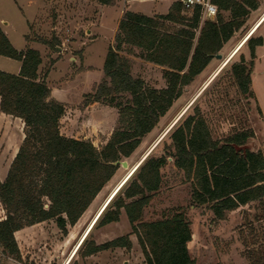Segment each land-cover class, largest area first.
<instances>
[{"label": "trees", "instance_id": "16d2710c", "mask_svg": "<svg viewBox=\"0 0 264 264\" xmlns=\"http://www.w3.org/2000/svg\"><path fill=\"white\" fill-rule=\"evenodd\" d=\"M211 1L218 13L203 22L201 7H192L188 16L189 8L182 1H175L167 14L156 16L124 11L106 56L104 79L92 97L93 102L115 107L119 114L117 127L101 148L89 139L61 133L65 105L52 97L46 80L49 71L39 72L41 53L29 47L16 49L0 25V55L21 62L17 74L0 70V110L24 124L22 142L5 179H0V202L6 213L0 220L3 255L23 262L15 232L27 226L52 220L66 235L67 226L80 220L114 177L119 165L113 162L134 153L260 4L259 0ZM99 2L114 5L116 0ZM256 32L219 71L230 64L228 79L249 97L254 96L250 86L257 48L264 44V37ZM125 45L140 49L146 61L164 67L166 87H150L141 77L133 76L130 58L122 55ZM245 46L250 60L241 53L231 62ZM166 136L170 141L163 138L147 155L93 229L119 222L124 212L146 264H197L189 248L193 236L184 210L168 212L153 221L142 220L146 207L163 186L162 170L173 162L190 184L192 203L207 206L216 218L225 219L228 212L253 202L264 207V149L249 147L255 133L246 126L232 127L215 137L196 101ZM162 142V153H154ZM90 233L76 256L84 259L108 249L132 248L129 235L98 244ZM251 253L255 256L250 264H264L260 247ZM75 257L72 261L76 264ZM0 264H4L1 257Z\"/></svg>", "mask_w": 264, "mask_h": 264}, {"label": "rangeland", "instance_id": "374dc122", "mask_svg": "<svg viewBox=\"0 0 264 264\" xmlns=\"http://www.w3.org/2000/svg\"><path fill=\"white\" fill-rule=\"evenodd\" d=\"M175 1L182 0H116L114 5H104L99 0H0V19L16 49L30 47L41 52L44 60L42 74L49 71V87L55 96L65 100L62 102L65 105V114L60 123L61 133L68 137L89 139L101 148L117 127L119 114L115 107L93 102L92 97L96 87L104 79L106 56L114 43L118 23L124 11L130 10L149 16L167 14ZM259 3L258 9L251 11L244 26L224 45L220 51L222 58L213 57L206 69L184 89L182 95L160 118L157 126L143 138L140 146L130 157L124 159L128 167L119 165L114 177L80 220L75 225L67 226L68 233L64 235L56 229L57 233L54 229L55 222L47 221L48 247L41 244V241L47 239H37L34 235L30 238L32 243L22 241L24 251L31 250L35 258L42 255L43 251L53 252L54 255L59 253L64 256L60 264H64L70 253L69 248L71 250L76 245L118 183L135 164L143 162L158 145L154 146L159 139L170 141L169 136H166L170 130L166 137L162 134L177 120L173 125L175 126L195 101L200 104L215 137L228 133L232 127L242 129L246 126L255 133V137L249 140V147L255 151L264 149V44L257 48L252 69L250 88L253 97L243 94L228 79L230 64L222 72H218L264 14V0H259ZM185 14L191 16L192 7ZM224 14L229 17V13ZM205 19L202 18V22ZM256 35L264 37V23ZM26 40L33 44L27 45ZM44 40L50 44H45ZM241 53L245 54L247 61L250 60L249 49L245 46L231 62L238 60ZM122 55L130 58L133 76L141 77L150 87H166L164 67L146 61L140 49L125 45ZM0 58L6 57L0 55ZM216 72L219 73L218 77L208 88L205 87ZM189 103L191 105L187 108ZM23 126L21 119L5 115L0 110L1 180L5 179L21 144ZM163 142L154 153H162ZM162 172L163 186L146 207L142 220L153 221L161 219L168 212L184 210L191 222L193 236L189 248L197 264H250L251 257L255 256L251 253L253 249L257 251L260 247L264 253V207L258 202L228 212L225 219H218L207 206H196L192 203L190 184L185 181L183 172L174 167L173 162ZM1 205L0 220L6 214L3 213ZM90 234L98 244L129 235L132 248L108 249L84 259L76 256V264H124V260H127V264L145 263L137 236L132 233L131 224L124 212L119 222L95 227ZM60 241L61 244H68V252L60 253V245H54ZM1 252L0 247V254ZM1 255V259L5 261L4 255ZM35 258L23 259V262L37 264ZM37 260L39 262L43 258ZM50 260L51 264L59 261H54L51 257L48 261ZM70 264H75V261Z\"/></svg>", "mask_w": 264, "mask_h": 264}, {"label": "crops", "instance_id": "0c3cea01", "mask_svg": "<svg viewBox=\"0 0 264 264\" xmlns=\"http://www.w3.org/2000/svg\"><path fill=\"white\" fill-rule=\"evenodd\" d=\"M0 25L3 28L4 32L6 33L5 28H4V25H2V23H1V19H0ZM27 42H28L27 45L33 44L31 41H27ZM20 50H26V47L24 49H20ZM37 50L39 51V49H37ZM43 62H44V60H43V57H42V64H43ZM42 64L39 67V72L40 73H42V71H41ZM20 68H21V62L20 61L15 60V59H11L9 57L0 58V70L6 71V72H9V73H13V74H17V73H19ZM46 80H47V83L49 85L48 77H47ZM51 93H52V96L55 99H57V100H59L61 102H65V100H63L62 98H59V97L55 96L53 90H51ZM0 205H1V202H0ZM1 207H2V205H1ZM2 210H3V213L5 214V211H4L3 207H2ZM5 217H6V214L2 217V220ZM46 223H47V221L41 222V223H37V224L31 225V226L24 227V228H22V229H20V230H18V231L15 232V238H16V241L18 243V246H19V249H20V252H21V255H22V259H28L29 258L30 260H32L33 258H35V255L32 253L31 250L30 251H24L23 242H22L23 240L26 241L25 243H32V240H30V238H33L34 235H36V238L37 239L38 238L39 239L40 238L47 239L45 241H41V244L45 245V247H48V245H49V238H48V232H47L48 231V225ZM54 229L56 230V229H58V227L57 226H54ZM58 230H56L57 233H58ZM80 238H79V240H80ZM79 240H78V242H79ZM36 242H37V240H36ZM78 242L76 243V245L78 244ZM61 243H62V241H60V243H55L54 245L55 246L58 245V244L60 245V247H61L60 248V253H63V251H65V252L67 251L68 252V246H67L68 244H66V242H65V244H61ZM62 245H66V246H62ZM76 245H73V247L71 248V250L69 248L70 253H69L68 257L66 258V261L64 262V264H67L69 258L73 254L74 249L76 248ZM1 249H2V247H1ZM53 249L56 250L57 248H53ZM42 250H44V247H42ZM1 254H2V252H1ZM29 254H30V256H29ZM36 254H37V252H36ZM27 256H28V258H26ZM4 257L6 259L5 261L2 259L3 262H4V264H25L24 262H18L17 260H15L13 258H10V257H6L5 255H4ZM40 257L43 258V260H41V261L38 262L37 259H39ZM50 257L54 261H56V260L58 261L59 260L58 262H56L57 264H60V261L62 260V258H64V256L62 254H59L58 253V254H55L54 255L53 252L43 251L42 252V255H40V256L38 255V257L35 258V261H36L37 264H51V261L52 260L48 261V259ZM124 264H127V260L126 261L124 260ZM143 264H146V263H143Z\"/></svg>", "mask_w": 264, "mask_h": 264}, {"label": "bare ground", "instance_id": "6f19581e", "mask_svg": "<svg viewBox=\"0 0 264 264\" xmlns=\"http://www.w3.org/2000/svg\"><path fill=\"white\" fill-rule=\"evenodd\" d=\"M264 23V14L262 15V17L256 22V24L252 27V29L247 33V35L243 38V40L237 45V47L234 49V51L232 52V56L243 46L244 42L253 34L255 33L259 28L260 26ZM230 57V58H231ZM229 58V59H230ZM228 59V60H229ZM228 60H226V62L222 65L225 66L226 63L228 62ZM219 72V71H218ZM218 72H216L210 79L209 81L207 82L206 86L207 87L212 81L213 79L216 77V75L218 74ZM193 102V101H192ZM191 103V102H190ZM189 103V105L187 106V108L191 105ZM185 108V111L186 109ZM184 111V112H185ZM183 112V113H184ZM182 113V114H183ZM181 114V115H182ZM177 122V120H175L172 125L162 134V136L166 135V133L173 127L174 123ZM161 136V137H162ZM163 136V137H164ZM160 137V138H161ZM162 137V138H163ZM161 139H159L155 145L158 144V142L160 141ZM153 146V147H154ZM144 159V158H143ZM142 162V161H141ZM141 162H138L137 164H135L133 166V168L130 170L129 173H127V175L118 183V185L114 188V190L111 192V194L108 196V198L104 201L103 205L101 206V208L98 210V212L95 214V216L92 218V220L90 221L89 225L87 226L86 230L84 231L83 235L81 236L78 244L76 245V248L74 249L73 251V254L71 255L72 257L68 260L67 264H70V262L72 261V259L74 258V256L77 254V251L79 249V247L81 246V244L83 243V241L85 240V238L88 236V234L92 231L94 225L96 224L97 220L99 219L100 215L102 214V212L105 210V208L108 206V204L111 202V200L114 198V196L118 193V191L123 187V185L128 181V179L132 176V174L137 170V168L139 167V164Z\"/></svg>", "mask_w": 264, "mask_h": 264}, {"label": "built area", "instance_id": "2783aa9c", "mask_svg": "<svg viewBox=\"0 0 264 264\" xmlns=\"http://www.w3.org/2000/svg\"><path fill=\"white\" fill-rule=\"evenodd\" d=\"M187 8L200 6L202 18H214L218 13L217 6L211 0H182Z\"/></svg>", "mask_w": 264, "mask_h": 264}, {"label": "water", "instance_id": "95a60500", "mask_svg": "<svg viewBox=\"0 0 264 264\" xmlns=\"http://www.w3.org/2000/svg\"><path fill=\"white\" fill-rule=\"evenodd\" d=\"M215 56H216L217 58H222V55H221L220 53H218V54L215 55ZM173 127H174V126H173ZM173 127H172V128H173ZM172 128H171V129H172ZM171 129H170V130H171ZM159 142H160V141H159ZM155 147H156V146H155ZM155 147H154V148H155ZM154 148H153V149H154ZM153 149H152V150H153ZM152 150H151V151H152ZM113 165H115V166L122 165L123 167H128V163H127V161H125V160H122V161H119V160H118V161H115V162H113Z\"/></svg>", "mask_w": 264, "mask_h": 264}]
</instances>
